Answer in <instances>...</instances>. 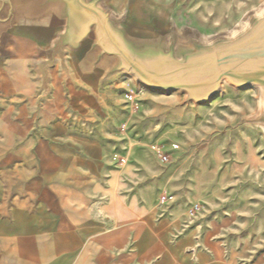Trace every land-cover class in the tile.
<instances>
[{"label": "crops", "instance_id": "0c3cea01", "mask_svg": "<svg viewBox=\"0 0 264 264\" xmlns=\"http://www.w3.org/2000/svg\"><path fill=\"white\" fill-rule=\"evenodd\" d=\"M177 1L154 0L171 10ZM62 30L49 17L21 19L0 39V264H128L129 248L137 262L144 250L203 262L183 253L186 240L172 238L175 219L129 216L117 156L127 146L112 123L106 127L103 99L91 95L111 61L99 65L85 47L67 48L65 65L57 58L46 67L44 51Z\"/></svg>", "mask_w": 264, "mask_h": 264}, {"label": "rangeland", "instance_id": "374dc122", "mask_svg": "<svg viewBox=\"0 0 264 264\" xmlns=\"http://www.w3.org/2000/svg\"><path fill=\"white\" fill-rule=\"evenodd\" d=\"M114 1L117 6L111 0L104 5L138 32L154 34L165 27L201 40L232 34L264 5V0H178L171 10L154 0H133L124 9ZM91 95L103 99L106 127L112 123L127 146L117 156L118 163L125 159L120 167L129 216L154 211L156 220L175 219L172 238L186 240L182 251L194 261L205 256L197 264H264V125L255 121L262 108L259 87L224 82L210 101L186 102L183 91L152 89L121 71L105 77ZM157 148L169 162L160 160ZM194 203L200 210L191 217ZM132 251L128 264H178L166 250H144L139 262Z\"/></svg>", "mask_w": 264, "mask_h": 264}, {"label": "water", "instance_id": "95a60500", "mask_svg": "<svg viewBox=\"0 0 264 264\" xmlns=\"http://www.w3.org/2000/svg\"><path fill=\"white\" fill-rule=\"evenodd\" d=\"M105 1L0 0V39L21 19L49 17L63 30L44 51L46 67H53L57 58L65 65L67 48L85 47L96 62L111 61L107 75L126 71L152 89L185 92L186 102L210 101L224 82L236 88L257 86L262 108L255 121L264 125V5L232 34L201 40L165 30L138 32L106 8Z\"/></svg>", "mask_w": 264, "mask_h": 264}, {"label": "built area", "instance_id": "2783aa9c", "mask_svg": "<svg viewBox=\"0 0 264 264\" xmlns=\"http://www.w3.org/2000/svg\"><path fill=\"white\" fill-rule=\"evenodd\" d=\"M127 98L129 100H133L134 96L133 95H128ZM157 154L160 158V160L163 162V163H167L170 161V157L169 155L165 152V151H162L160 148H157ZM120 162L123 163L125 162V159L124 158H121L120 159ZM168 200L166 194H163L161 196V202L164 203ZM200 210V205L198 203H194L193 205L190 206L189 210H188V213L191 217L195 216L198 211Z\"/></svg>", "mask_w": 264, "mask_h": 264}]
</instances>
